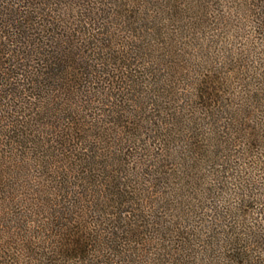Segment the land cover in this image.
Instances as JSON below:
<instances>
[{
  "label": "trees",
  "instance_id": "1",
  "mask_svg": "<svg viewBox=\"0 0 264 264\" xmlns=\"http://www.w3.org/2000/svg\"><path fill=\"white\" fill-rule=\"evenodd\" d=\"M256 44L264 0H0V264H264Z\"/></svg>",
  "mask_w": 264,
  "mask_h": 264
},
{
  "label": "rangeland",
  "instance_id": "2",
  "mask_svg": "<svg viewBox=\"0 0 264 264\" xmlns=\"http://www.w3.org/2000/svg\"><path fill=\"white\" fill-rule=\"evenodd\" d=\"M219 9V10H218ZM215 12H219V14H223L226 15L225 13L228 12V10H225V8L217 5ZM225 11V13H224ZM253 23H249L246 20H243L242 18H239L236 15H231V21H229L227 24H224V28L223 31L225 33H218L214 30L211 29H206L204 31H202L201 33H196L193 35L194 40V44L198 45L196 46L198 49L204 47L203 46V41L202 39H204V41H206L208 44H212L214 45L215 41L218 40V36L221 38L220 40H222V37L224 39L225 42H227L226 44H223L220 46V49H213L212 52L213 54L216 55H220V57L222 56L221 51L223 49H234V48H238L239 51H241L243 49V47L245 45H252V41H253ZM240 27V29H239ZM223 35V36H221ZM256 40V39H254ZM255 42V41H254ZM258 42V41H256ZM260 43V41H259ZM255 45V43H254ZM210 46V45H208ZM256 49L253 53V57L251 59V61L256 60L258 63L262 64L264 67V55L262 54V52L260 50H257V44H256ZM253 49V48H252ZM259 52V54H258ZM210 53V52H208ZM212 54V55H213Z\"/></svg>",
  "mask_w": 264,
  "mask_h": 264
}]
</instances>
